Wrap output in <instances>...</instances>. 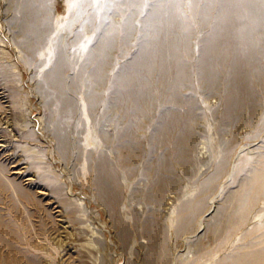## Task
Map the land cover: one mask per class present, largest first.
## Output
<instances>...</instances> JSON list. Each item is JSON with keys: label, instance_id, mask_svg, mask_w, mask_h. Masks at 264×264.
Wrapping results in <instances>:
<instances>
[{"label": "rangeland", "instance_id": "rangeland-1", "mask_svg": "<svg viewBox=\"0 0 264 264\" xmlns=\"http://www.w3.org/2000/svg\"><path fill=\"white\" fill-rule=\"evenodd\" d=\"M26 1L0 0V264H227L263 248L264 192L235 195L264 164V66L239 106L229 60L216 86L200 71L220 0H173L187 73L174 89L137 65L136 104L124 79L164 40L150 16L166 0H34L35 20Z\"/></svg>", "mask_w": 264, "mask_h": 264}, {"label": "bare ground", "instance_id": "bare-ground-1", "mask_svg": "<svg viewBox=\"0 0 264 264\" xmlns=\"http://www.w3.org/2000/svg\"><path fill=\"white\" fill-rule=\"evenodd\" d=\"M213 1L215 0H206V3L209 5ZM172 2L173 0H166L165 12L158 11V9L153 12L151 18L149 17L155 29L157 23L165 24V36L162 43L158 37H151L143 44L137 58L128 66V75L124 79L127 84H124L125 93L134 100L135 104L144 100L147 91L136 71L137 65H143L149 73L158 70L160 80L169 83L174 89L178 88L182 76L187 73L180 61V47L178 46L179 43H183L188 47L183 36L185 32L182 31H188V29L177 24L173 18L170 9ZM219 2L220 10L214 17L212 29L206 35L201 49L200 71L211 85L216 86L219 74L222 73L221 68L226 60H229L230 67L227 72L229 78L233 80V84L225 89L229 105L239 106L243 102L252 100V84L263 73L264 0H220ZM24 6L29 19L35 20L34 0H27ZM207 15L206 9L202 16L203 19H206ZM31 20L24 27V34L35 32L36 29ZM99 59L98 68L103 66L101 52ZM59 80V71L57 70L51 75V81L57 85ZM129 82L130 85H128ZM176 121L178 118L175 114L167 116L163 130ZM21 172L20 168L13 164L10 166L9 177L21 175ZM248 187L246 193L236 194L235 198L247 200V204L250 205L257 194L264 192V164L256 171ZM108 193L106 191V194ZM247 204L239 205L235 209L231 221L246 217ZM227 264H264V247L255 251L241 252L236 257L229 259Z\"/></svg>", "mask_w": 264, "mask_h": 264}]
</instances>
